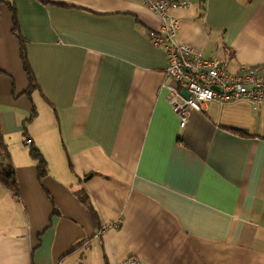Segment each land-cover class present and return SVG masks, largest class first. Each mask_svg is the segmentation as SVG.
<instances>
[{
	"label": "crops",
	"instance_id": "1",
	"mask_svg": "<svg viewBox=\"0 0 264 264\" xmlns=\"http://www.w3.org/2000/svg\"><path fill=\"white\" fill-rule=\"evenodd\" d=\"M168 3L201 57L264 67V0ZM159 28L140 0H0V130L19 190L0 185V264H264V102L212 101L180 128Z\"/></svg>",
	"mask_w": 264,
	"mask_h": 264
},
{
	"label": "built area",
	"instance_id": "2",
	"mask_svg": "<svg viewBox=\"0 0 264 264\" xmlns=\"http://www.w3.org/2000/svg\"><path fill=\"white\" fill-rule=\"evenodd\" d=\"M140 1L160 20L159 31L149 32L148 37L153 46L165 50L166 77L170 83L164 86L180 128L185 127L192 112H204L212 101L230 103L243 100L252 105L264 102V67L230 72L218 59L201 57L190 45L178 41L180 20L169 15L168 0ZM182 90L186 91L187 98L181 95ZM31 143L30 139L24 142L26 146ZM119 264H137V260L129 258Z\"/></svg>",
	"mask_w": 264,
	"mask_h": 264
},
{
	"label": "trees",
	"instance_id": "3",
	"mask_svg": "<svg viewBox=\"0 0 264 264\" xmlns=\"http://www.w3.org/2000/svg\"><path fill=\"white\" fill-rule=\"evenodd\" d=\"M10 9L12 11V20H13L12 31H13V34L15 35V37L19 41V46H20L19 55H20L23 70L27 76L28 83H29L28 89L26 91V95L29 96L31 94V92L37 88V85L35 82L34 75L31 71L30 66H29L27 57H26L24 42L18 33V25H17V21H16V16H15V10L12 6H10ZM35 114H36V112L34 110V107L32 106L31 118H33L35 116ZM226 130L229 131L230 133L234 134V135H238L241 137H247L248 136V134L242 130H235V129H226ZM29 153H30L31 158L34 161H36V163H37V165H36L37 178H38V180H40L42 177H44L47 174L46 163H45V161H44V159H43V157L40 154L38 149L31 146ZM94 175L95 174H93V173L89 174V175L84 177V180H88L91 177H93ZM0 185H2L4 188L9 190L13 196L17 197L19 195L15 170L12 166L10 157L8 155L7 146L4 142L1 130H0ZM74 195L79 200V202L91 212V214L95 220L94 212L92 211V208L90 206L87 195L85 193H83L82 191L75 192Z\"/></svg>",
	"mask_w": 264,
	"mask_h": 264
},
{
	"label": "water",
	"instance_id": "4",
	"mask_svg": "<svg viewBox=\"0 0 264 264\" xmlns=\"http://www.w3.org/2000/svg\"><path fill=\"white\" fill-rule=\"evenodd\" d=\"M215 90H217V89H215ZM181 95H182L184 98H187V97H188V95H187V93H186L185 90H182V91H181Z\"/></svg>",
	"mask_w": 264,
	"mask_h": 264
}]
</instances>
